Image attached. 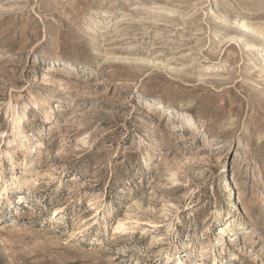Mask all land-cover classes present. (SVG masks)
<instances>
[{
	"label": "rangeland",
	"instance_id": "obj_1",
	"mask_svg": "<svg viewBox=\"0 0 264 264\" xmlns=\"http://www.w3.org/2000/svg\"><path fill=\"white\" fill-rule=\"evenodd\" d=\"M0 264H264V0H0Z\"/></svg>",
	"mask_w": 264,
	"mask_h": 264
},
{
	"label": "bare ground",
	"instance_id": "obj_2",
	"mask_svg": "<svg viewBox=\"0 0 264 264\" xmlns=\"http://www.w3.org/2000/svg\"><path fill=\"white\" fill-rule=\"evenodd\" d=\"M47 98L48 97H46L45 99H44V103H43V105H46L47 104V101L45 102V100H47ZM19 119V118H18ZM17 122V121H16ZM22 131V129H21V127H19V126H17V128H16V132H15V134H14V140H12V141H16V139H18L20 136H21V132ZM224 183L222 184V186L224 187ZM9 186V183L7 184V186H5V189H4V191H6L7 190V187ZM12 189H13V187H12ZM229 191H230V194H232L233 193V190L232 189H229ZM229 220H231V218L229 219ZM232 227V224L229 226V229L226 231L225 229H222V231L220 232V234H222V237L227 233V232H233V228H231ZM206 251V249H205V247H203L202 248V252H205Z\"/></svg>",
	"mask_w": 264,
	"mask_h": 264
}]
</instances>
